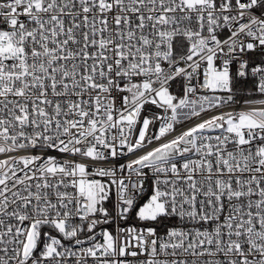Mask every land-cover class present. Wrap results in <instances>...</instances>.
Listing matches in <instances>:
<instances>
[{"label": "snow or ice", "instance_id": "6c2138e0", "mask_svg": "<svg viewBox=\"0 0 264 264\" xmlns=\"http://www.w3.org/2000/svg\"><path fill=\"white\" fill-rule=\"evenodd\" d=\"M0 264H264V0H0Z\"/></svg>", "mask_w": 264, "mask_h": 264}]
</instances>
